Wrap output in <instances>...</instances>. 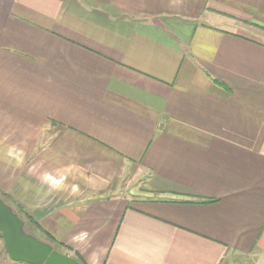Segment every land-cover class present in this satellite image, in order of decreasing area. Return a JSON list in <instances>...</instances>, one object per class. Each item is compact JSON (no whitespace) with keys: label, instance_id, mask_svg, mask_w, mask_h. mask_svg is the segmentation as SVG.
Masks as SVG:
<instances>
[{"label":"crops","instance_id":"obj_1","mask_svg":"<svg viewBox=\"0 0 264 264\" xmlns=\"http://www.w3.org/2000/svg\"><path fill=\"white\" fill-rule=\"evenodd\" d=\"M0 191L84 264H264V0H0Z\"/></svg>","mask_w":264,"mask_h":264},{"label":"water","instance_id":"obj_2","mask_svg":"<svg viewBox=\"0 0 264 264\" xmlns=\"http://www.w3.org/2000/svg\"><path fill=\"white\" fill-rule=\"evenodd\" d=\"M0 232L5 251L15 260L29 264H82L77 258L31 232L18 211L0 195Z\"/></svg>","mask_w":264,"mask_h":264},{"label":"trees","instance_id":"obj_3","mask_svg":"<svg viewBox=\"0 0 264 264\" xmlns=\"http://www.w3.org/2000/svg\"><path fill=\"white\" fill-rule=\"evenodd\" d=\"M0 195L4 198L5 201L10 202L9 199H11L10 195L3 193L0 191ZM7 196V197H6ZM12 201L10 203H13L12 205L15 206L16 210L20 213V216L22 217V219L26 220L28 222V229L29 228V224H34L35 226L37 225L36 222L34 221L33 217L20 205L18 204L15 200L11 199ZM15 203V204H14ZM30 222V223H29ZM31 230H33V228L31 227ZM38 230L43 234V238L44 239H48L50 242L52 243H56L59 246H62L60 243H58L57 241H54L53 237H51V235H49L48 233H45L43 230H40V227L38 228ZM1 234V233H0ZM56 249H58L56 247ZM60 251V250H59ZM77 258V257H76ZM80 262L83 263V261L80 258H77Z\"/></svg>","mask_w":264,"mask_h":264},{"label":"rangeland","instance_id":"obj_4","mask_svg":"<svg viewBox=\"0 0 264 264\" xmlns=\"http://www.w3.org/2000/svg\"><path fill=\"white\" fill-rule=\"evenodd\" d=\"M7 197V196H6ZM10 200V202L12 201L11 199H9ZM7 202V201H6ZM10 202H8V203H10ZM11 205L13 204V203H10ZM15 204V203H14ZM14 208H15V206L14 205H12ZM141 206V205H140ZM143 207H144V205H143ZM16 209V208H15ZM19 213V212H18ZM20 214V213H19ZM26 221V220H25ZM30 223V222H29ZM26 225H27V227H28V222L26 221ZM31 227L33 228V230H31ZM29 230L31 231V232H33L35 235H37V236H39V237H41L42 239H44L43 238V234L36 228V226L34 225V224H29ZM1 233V232H0ZM0 238L3 240V237H2V233L0 234ZM46 241H49L48 239H45ZM50 242V241H49ZM52 243V242H51ZM3 244H4V242H3ZM54 246H55V248L57 247L58 249V251L60 250V252H66V253H68V252H70L65 246H59L58 244H56V243H52ZM3 251L6 253V251H5V247H4V249H3ZM7 254V253H6ZM8 255V254H7Z\"/></svg>","mask_w":264,"mask_h":264}]
</instances>
